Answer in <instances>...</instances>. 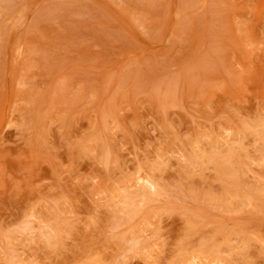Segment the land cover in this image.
Instances as JSON below:
<instances>
[{"label": "rangeland", "instance_id": "rangeland-1", "mask_svg": "<svg viewBox=\"0 0 264 264\" xmlns=\"http://www.w3.org/2000/svg\"><path fill=\"white\" fill-rule=\"evenodd\" d=\"M0 264H264V0H0Z\"/></svg>", "mask_w": 264, "mask_h": 264}]
</instances>
